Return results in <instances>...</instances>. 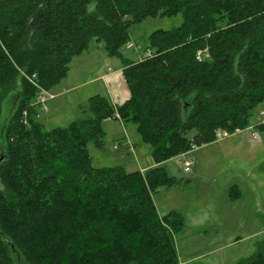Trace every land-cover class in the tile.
I'll return each instance as SVG.
<instances>
[{
	"label": "trees",
	"instance_id": "1",
	"mask_svg": "<svg viewBox=\"0 0 264 264\" xmlns=\"http://www.w3.org/2000/svg\"><path fill=\"white\" fill-rule=\"evenodd\" d=\"M178 13L182 23L153 31L141 59L122 60L127 99L92 95L82 117L43 128L38 90L58 83L92 40L117 55L130 23ZM8 91L16 94L0 143V264H14L12 252L25 264H178L184 217L159 214L152 196L180 180L161 164L249 126L264 99V0H0ZM116 113L150 144L153 166L92 165L87 145L103 147L102 121ZM254 127L264 140V118ZM256 247L235 264H264V239Z\"/></svg>",
	"mask_w": 264,
	"mask_h": 264
},
{
	"label": "rangeland",
	"instance_id": "2",
	"mask_svg": "<svg viewBox=\"0 0 264 264\" xmlns=\"http://www.w3.org/2000/svg\"><path fill=\"white\" fill-rule=\"evenodd\" d=\"M181 23L179 13L146 16L138 23H130L129 40L118 48L117 55L107 53L102 41L92 40L86 50L72 58L58 83L48 90H38V95H51L43 104L36 105V116L43 128L65 127L82 117L81 110L86 109L87 99L95 94L113 104L122 103L130 94L122 75V60H139L153 31L173 29ZM15 94L16 91L3 95L0 92L2 145ZM260 118H264V99L252 110L251 126L195 145L162 162L168 174L180 181L159 187L152 200L161 215L171 208L184 215L183 230H187L175 234L178 264L190 258L184 264H235L254 254L256 245L264 239V140L254 127ZM119 119L102 121L106 133L102 148L88 143L92 165L145 170L153 162L150 144L139 139L133 123ZM184 162L188 163L186 171ZM229 188L240 191L239 196L230 198L233 194L230 191L228 196ZM12 258L14 264H25L17 252H12Z\"/></svg>",
	"mask_w": 264,
	"mask_h": 264
},
{
	"label": "crops",
	"instance_id": "3",
	"mask_svg": "<svg viewBox=\"0 0 264 264\" xmlns=\"http://www.w3.org/2000/svg\"><path fill=\"white\" fill-rule=\"evenodd\" d=\"M140 59H141V58H140ZM103 76H104V75H103ZM50 94H51V93H50ZM126 98H127V97H126ZM126 98H125V99H126ZM125 99H123V101H124ZM123 101H122V102H123ZM120 104H121V103H120ZM116 105H118V104H116ZM255 123H256V122H255ZM255 123H253V124H255ZM250 126H251V124H250ZM246 128H247V127H246ZM129 142H130V141H128V144H130ZM184 163H185V162H184ZM153 165H154V162L150 163V164L147 165L145 168L147 169L148 167H151V166H153ZM184 168H185V165H184V167H183V170H184ZM142 171H144V170H142ZM142 171H141V172H142ZM230 191H231V194H233V197H230V196H229ZM239 194H240V191H235V190H232V189L230 190V188H229V190H228V196H229L230 198L238 197ZM172 209H174V208L168 209V211H170V210H172ZM175 210H177V209H175ZM168 211H167V212H168ZM177 211H178V210H177ZM167 212H166V213H167ZM180 213H181V212H180ZM164 214H165V213H164ZM181 214H182V213H181ZM182 215H183V214H182ZM241 216L244 218V215H243V214H241ZM183 217H184V215H183ZM183 227H184V222H183ZM183 227H182V229L180 230V232L183 230ZM186 230H187V228H184L183 231L185 232ZM184 232H183V233H184ZM189 261H191V258H190V259H187V260H185V261H183V262L181 261L179 264H184V263H187V262H189Z\"/></svg>",
	"mask_w": 264,
	"mask_h": 264
},
{
	"label": "built area",
	"instance_id": "4",
	"mask_svg": "<svg viewBox=\"0 0 264 264\" xmlns=\"http://www.w3.org/2000/svg\"><path fill=\"white\" fill-rule=\"evenodd\" d=\"M26 78H28V80L30 79L28 76H26ZM32 79V78H31ZM35 86H38L37 84H34ZM51 97V95H48V94H39L37 97H36V105L37 104H43V102L46 100V98H49V97ZM224 136H226V133H220V134H218V136L217 137H224ZM254 136V135H253ZM185 164V168H184V171H186L187 170V162H185L184 163Z\"/></svg>",
	"mask_w": 264,
	"mask_h": 264
},
{
	"label": "bare ground",
	"instance_id": "5",
	"mask_svg": "<svg viewBox=\"0 0 264 264\" xmlns=\"http://www.w3.org/2000/svg\"><path fill=\"white\" fill-rule=\"evenodd\" d=\"M111 103H112V102H111ZM112 104H113V103H112ZM116 117H118L117 113H116ZM260 119H261V118H260ZM260 119H259V120H260ZM259 120H258V121H259ZM194 147H195V146H192V148H194Z\"/></svg>",
	"mask_w": 264,
	"mask_h": 264
}]
</instances>
